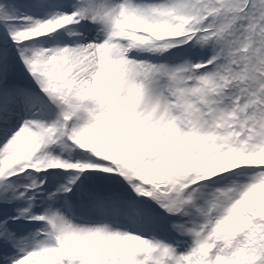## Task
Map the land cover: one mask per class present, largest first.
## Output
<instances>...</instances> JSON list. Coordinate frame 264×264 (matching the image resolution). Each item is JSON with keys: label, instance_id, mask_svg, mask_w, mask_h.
Returning <instances> with one entry per match:
<instances>
[{"label": "snow or ice", "instance_id": "6c2138e0", "mask_svg": "<svg viewBox=\"0 0 264 264\" xmlns=\"http://www.w3.org/2000/svg\"><path fill=\"white\" fill-rule=\"evenodd\" d=\"M0 264H264V0H0Z\"/></svg>", "mask_w": 264, "mask_h": 264}]
</instances>
